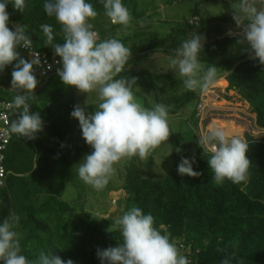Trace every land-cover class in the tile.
<instances>
[{
    "label": "clouds",
    "instance_id": "1",
    "mask_svg": "<svg viewBox=\"0 0 264 264\" xmlns=\"http://www.w3.org/2000/svg\"><path fill=\"white\" fill-rule=\"evenodd\" d=\"M105 15L114 25L127 28L130 14L122 0H99ZM23 12L25 0H0V74L11 66L10 89L16 92L9 105L18 110L8 126L10 134L32 140L43 130L44 122L39 112L30 110L34 90L40 81L35 68L42 67L35 56L25 59L19 49H32V38L27 26L10 22L8 6ZM43 10L61 26L63 43H54V30L49 24L40 28L44 44L59 57L56 74L62 84L74 87L80 93L97 92L99 103L95 111L87 113L85 107L74 106L71 118L78 121L82 139L91 152L83 157L76 169L78 178L96 190L103 189L114 173V165L127 157L143 160L149 153L166 142L170 135L168 111L163 104L144 107L134 97L132 86L136 78L115 79L131 56L129 48L116 38L98 40V34L89 22L97 11L89 0H43ZM232 19L239 33L237 43L247 45L249 56L264 65V0H238V9ZM11 23V27L9 26ZM206 37L196 33L175 50L170 66L178 70L187 91H205L217 78V67L203 69L198 56ZM52 65L47 66L51 70ZM46 72L42 71L41 75ZM203 151L211 149L207 160L216 183L230 180L240 184L248 178L250 161L246 157L248 144L216 125L198 136ZM180 152V148H176ZM195 159L182 158L177 165L181 177H197L193 170ZM3 175V169H0ZM19 222L15 214L0 222V264H29L21 254L19 234L13 229ZM122 242L115 247L97 248L100 264H191L178 251L166 234L155 228L154 218L138 207H131L117 218ZM34 264H75L72 259L62 260L52 253L41 252ZM220 264H231L229 258Z\"/></svg>",
    "mask_w": 264,
    "mask_h": 264
},
{
    "label": "trees",
    "instance_id": "2",
    "mask_svg": "<svg viewBox=\"0 0 264 264\" xmlns=\"http://www.w3.org/2000/svg\"><path fill=\"white\" fill-rule=\"evenodd\" d=\"M89 2L98 13H105L99 0ZM122 2L127 7L131 19L137 15L134 0ZM7 11L11 23L27 26L28 34L37 50L54 52L50 46L44 44L45 37L40 28L42 24L53 27L54 43L64 42L61 26L53 17L46 16L43 0H25L22 13L15 11L11 5ZM180 31L181 39H177L174 34L162 39L155 36V39L138 50L136 55L148 56L155 51L172 53L184 41L185 32L182 29ZM219 41L204 44L201 51L216 45ZM19 51L22 56L20 49ZM242 52L243 54L226 61L229 67L225 78L229 83L228 88L242 92L241 96L248 100L251 111L255 114L256 126L259 130H264V65L258 60L251 59L248 52ZM11 71L12 68L9 66L0 74V101L12 102L16 95V92L2 88L10 80ZM55 76L57 74L46 82L39 79L40 83L34 90V99L30 101V110L40 113L43 126L49 129V135L45 136V128L36 134L35 139L28 140L35 156H30V159L25 161L27 165H21L16 157L12 162L10 156H7L15 145L18 146L16 152L21 150L22 137L14 134L11 136L4 160L9 175L6 176V186L0 190V222L13 214L12 190L14 188L15 192H18L21 189L20 176L29 172L27 168H30V173L39 174L41 183L43 174L53 165H61L63 169L67 167L69 170L70 166L72 168L78 161L76 154L73 162H69L70 150L64 140V134L58 132L57 126L48 117L51 105L46 98L40 96L41 90ZM122 77L126 79L135 77L136 84L132 86V91L142 89L151 95L154 94L155 104L165 105L168 114L178 113L195 98L192 91H187L181 97L159 98L157 81L162 76L150 72L126 68L117 74L115 79ZM200 102L201 100L197 105ZM73 106L71 103L68 104L70 109H73ZM147 106L152 107L148 103ZM17 111L12 108L10 121L16 118ZM246 143L248 144L246 157L250 161V166L247 180L240 184H233L227 179L222 183H216L212 179L213 173L207 163L210 156L204 154L200 146L196 149L198 159L193 164V170L200 173L197 177L178 175L177 165L181 160L176 161L173 172L162 180L143 179L136 171H130L124 183L126 195L124 206L119 210L121 216L133 206L140 208L145 214H151L155 228L168 235L170 241L179 249L189 250V253L186 252L184 255L191 264H220L226 257L230 259L231 264H264V134L261 137L250 138ZM79 146L78 143L77 152ZM10 172L13 173V178L10 177ZM56 192L61 193V187ZM25 207L30 209L26 210V215L19 223L24 229L29 230V237L20 248L29 264H34L41 252L52 253L62 260L72 259L75 264H100L96 249L115 247L122 242L119 228L112 218L98 222L54 197L39 207L32 205Z\"/></svg>",
    "mask_w": 264,
    "mask_h": 264
},
{
    "label": "rangeland",
    "instance_id": "3",
    "mask_svg": "<svg viewBox=\"0 0 264 264\" xmlns=\"http://www.w3.org/2000/svg\"><path fill=\"white\" fill-rule=\"evenodd\" d=\"M134 4L137 15L130 20L127 28L112 24L105 13L97 12V16L89 22L97 32L98 40L116 38L130 49L129 60H132L125 65L124 69L150 72L163 77L157 81L159 98L181 97L187 90L184 88L183 78L179 76L178 70L170 66V60L175 51L172 53L155 51L143 57H140L143 54L136 55L138 50L154 40L155 36L162 39L174 34L177 39H181L180 30L182 29L185 32L184 41L196 33L206 37L204 44L220 40L216 45L200 51L198 56L204 70L212 65L217 67L216 81L227 75L229 64L226 61L243 54L242 51L248 52L246 44L237 43L239 29L236 28L232 19L233 11L238 9V0H134ZM194 16L200 18L199 26L192 25ZM233 91L237 95H242L240 90L233 89ZM201 92L197 89L193 92L195 98L185 108L176 114H168V125L171 130L166 142L153 149L143 160L138 157L121 159L114 165V173L108 184L103 189L96 190L77 176L76 169L80 163H83V157L91 152V148L82 139L78 121L71 118L70 113L73 109L68 108V104L80 105L85 107L87 113H92L95 111V105L99 103L97 92L80 93L74 87L62 84L58 76L53 77L50 83L41 90L40 96L46 98L48 104L51 105L48 117L53 120L58 132L64 134V140L70 150L69 162H73L76 154L78 161L72 168L70 166V171L67 167L63 169L61 165H53L43 174L41 183L39 174H32L30 168H27L29 172L20 176L22 177L21 189L18 192H15L14 188L12 190L14 194L13 214L19 217L20 222L21 218L26 215V210L30 209L24 206L39 207L54 197L98 222H104L108 218L116 221L121 216L120 208L124 206L126 195L124 183L130 171H136L143 179L162 180L173 172L177 160L198 159L196 155V149H199L197 136L202 132L199 131V118L195 116V108L198 101L202 99ZM133 93L136 101L142 106L148 107L147 103L149 106L155 104L154 94L151 95L142 89H136ZM204 113L205 111L203 115ZM45 128L43 126V129ZM261 133L256 137L264 134ZM47 135H49L48 128L45 129V136ZM28 143V139L22 138L20 152H16L17 145L12 152H8L7 156H10V161L14 162V157H16L17 162L22 163L21 165H27L25 161L34 155V150ZM78 143L80 148L77 152ZM176 148H180L181 151L177 152ZM201 150L203 151L202 148ZM203 152L211 156L206 151ZM12 174L10 172L11 178H13ZM60 187L61 193L58 194L56 191ZM19 222L13 230L19 234L21 247L29 237V230L24 229ZM178 251L181 254L189 253V250L179 248ZM21 254L23 255L22 252Z\"/></svg>",
    "mask_w": 264,
    "mask_h": 264
},
{
    "label": "crops",
    "instance_id": "4",
    "mask_svg": "<svg viewBox=\"0 0 264 264\" xmlns=\"http://www.w3.org/2000/svg\"><path fill=\"white\" fill-rule=\"evenodd\" d=\"M228 86L226 78L220 77L209 89L201 92L206 109L203 117L199 118V131L203 133L209 125L225 127L230 135L238 136L245 142L261 132L263 134L264 130H259L255 124L250 104Z\"/></svg>",
    "mask_w": 264,
    "mask_h": 264
},
{
    "label": "built area",
    "instance_id": "5",
    "mask_svg": "<svg viewBox=\"0 0 264 264\" xmlns=\"http://www.w3.org/2000/svg\"><path fill=\"white\" fill-rule=\"evenodd\" d=\"M192 25L199 26L200 25V18L195 16L192 19ZM22 53V57L25 59H30L31 56H35L39 58L41 61L42 67L35 68L37 79H43L45 82L50 79L51 76L56 74V69L59 67V64L55 63L56 60H59V57H54V52L48 53L44 51H39L36 48H34L32 44V49L29 52L27 49H20ZM52 65L51 70H47V66ZM46 72L45 75H41V72ZM10 80L3 86L2 88L9 91V92H15L13 89H10ZM11 102L8 101H0V169H3V175H0V190L6 186V176L7 171L4 166V160H5V152L7 150L8 145L11 142V136L8 132V126L10 124V116H11V110L12 108L9 106ZM206 109V105L204 100H201V102L197 105L196 108V116L198 118H202L203 112ZM207 154L211 155V149L209 148L206 150Z\"/></svg>",
    "mask_w": 264,
    "mask_h": 264
},
{
    "label": "water",
    "instance_id": "6",
    "mask_svg": "<svg viewBox=\"0 0 264 264\" xmlns=\"http://www.w3.org/2000/svg\"><path fill=\"white\" fill-rule=\"evenodd\" d=\"M227 36L231 37L230 35H227Z\"/></svg>",
    "mask_w": 264,
    "mask_h": 264
},
{
    "label": "bare ground",
    "instance_id": "7",
    "mask_svg": "<svg viewBox=\"0 0 264 264\" xmlns=\"http://www.w3.org/2000/svg\"><path fill=\"white\" fill-rule=\"evenodd\" d=\"M248 101V100H247ZM241 130V129H240Z\"/></svg>",
    "mask_w": 264,
    "mask_h": 264
}]
</instances>
